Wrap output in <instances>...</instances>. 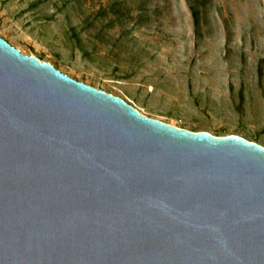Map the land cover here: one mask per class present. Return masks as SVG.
Returning a JSON list of instances; mask_svg holds the SVG:
<instances>
[{"label": "water", "instance_id": "water-1", "mask_svg": "<svg viewBox=\"0 0 264 264\" xmlns=\"http://www.w3.org/2000/svg\"><path fill=\"white\" fill-rule=\"evenodd\" d=\"M0 264H264V145L169 123L0 34Z\"/></svg>", "mask_w": 264, "mask_h": 264}, {"label": "rangeland", "instance_id": "rangeland-1", "mask_svg": "<svg viewBox=\"0 0 264 264\" xmlns=\"http://www.w3.org/2000/svg\"><path fill=\"white\" fill-rule=\"evenodd\" d=\"M0 34L169 123L264 145V0H0Z\"/></svg>", "mask_w": 264, "mask_h": 264}, {"label": "trees", "instance_id": "trees-1", "mask_svg": "<svg viewBox=\"0 0 264 264\" xmlns=\"http://www.w3.org/2000/svg\"><path fill=\"white\" fill-rule=\"evenodd\" d=\"M194 15H195V18L197 17V13H196V11H194Z\"/></svg>", "mask_w": 264, "mask_h": 264}]
</instances>
